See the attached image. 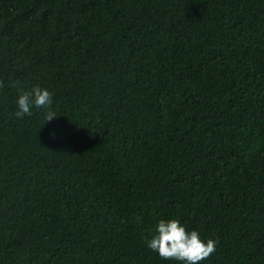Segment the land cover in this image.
Masks as SVG:
<instances>
[{
    "label": "trees",
    "instance_id": "16d2710c",
    "mask_svg": "<svg viewBox=\"0 0 264 264\" xmlns=\"http://www.w3.org/2000/svg\"><path fill=\"white\" fill-rule=\"evenodd\" d=\"M0 80V264H264V0H0Z\"/></svg>",
    "mask_w": 264,
    "mask_h": 264
},
{
    "label": "clouds",
    "instance_id": "9594fccd",
    "mask_svg": "<svg viewBox=\"0 0 264 264\" xmlns=\"http://www.w3.org/2000/svg\"><path fill=\"white\" fill-rule=\"evenodd\" d=\"M18 83V82H17ZM17 83L12 86L16 87ZM5 82L0 80V90ZM41 110L45 121H52L57 117L54 109L53 93L40 84L30 87L17 88L15 116L22 119L32 116L33 110ZM217 241L201 239L196 230H187L178 219H160L155 225V232L150 239H146L148 249L156 252L161 259H172L179 264H200L210 258L216 251Z\"/></svg>",
    "mask_w": 264,
    "mask_h": 264
}]
</instances>
